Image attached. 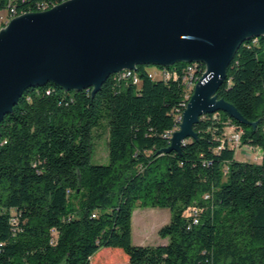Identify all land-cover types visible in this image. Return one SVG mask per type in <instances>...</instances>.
<instances>
[{"label":"trees","instance_id":"obj_1","mask_svg":"<svg viewBox=\"0 0 264 264\" xmlns=\"http://www.w3.org/2000/svg\"><path fill=\"white\" fill-rule=\"evenodd\" d=\"M64 1L0 0V15ZM189 66H139V84L114 74L97 94L52 82L25 91L0 126V264H115L98 257L104 248L125 264H264V36L244 42L218 92L249 124L205 115L196 139L165 153L192 96ZM150 68L177 78L152 79ZM104 123L110 163L94 165ZM246 147L260 161L240 160ZM136 208L170 210L167 244H134Z\"/></svg>","mask_w":264,"mask_h":264},{"label":"water","instance_id":"obj_2","mask_svg":"<svg viewBox=\"0 0 264 264\" xmlns=\"http://www.w3.org/2000/svg\"><path fill=\"white\" fill-rule=\"evenodd\" d=\"M261 36L264 0H68L18 16L0 32V126L37 85L97 94L110 76L139 66L203 64L164 150L180 152L198 137L194 126L205 115L225 112L249 124L218 92L240 47Z\"/></svg>","mask_w":264,"mask_h":264},{"label":"rangeland","instance_id":"obj_3","mask_svg":"<svg viewBox=\"0 0 264 264\" xmlns=\"http://www.w3.org/2000/svg\"><path fill=\"white\" fill-rule=\"evenodd\" d=\"M95 134L97 138H95V153L92 159V164L108 165L110 163V157H109V143H108L109 132H108L107 124L104 123V126L101 129L97 130ZM231 136L232 133L229 134V138ZM232 145L234 146L235 144ZM237 155L238 158L243 161L244 160H249L254 162L260 161V158L258 160L256 159L257 156L259 157V155H257L256 152L255 153L249 152L247 149L245 150L238 149ZM170 220H171V212L169 209L136 208L133 214L134 244L137 246L139 245L157 246V245L167 244L169 240L161 238L159 235V231L161 228L169 224ZM116 251H118V253H115ZM103 256L106 259L105 261H107L108 257L113 258L115 264L118 261L121 262V264H125L126 259H128L127 255L122 250L119 249L115 250L112 248H104L100 250L98 252V257L101 258ZM102 264H104V262ZM127 264H129V262H127Z\"/></svg>","mask_w":264,"mask_h":264},{"label":"built area","instance_id":"obj_4","mask_svg":"<svg viewBox=\"0 0 264 264\" xmlns=\"http://www.w3.org/2000/svg\"><path fill=\"white\" fill-rule=\"evenodd\" d=\"M13 14H15V13L14 12H12L11 14L2 13L0 15V32H1V26L9 25L10 19H12ZM136 72H137V70H125V71H122V72H120L118 74L121 75L122 78H132L135 84H139V79L135 75ZM149 72H150V77L152 79H169V78L172 77V75H174L177 78V72L170 73L167 70V68H165V69L150 68ZM205 73H206V69H205V71L202 73V75L200 77H197V73H195L194 66H189L186 69L185 76H184V84L187 86L188 90L190 91L189 92V94H190L189 96H191V94H193L196 85L198 84V82L200 81V79L203 77V75ZM240 139H241V136L239 134H236V135L232 136L231 141L237 147H240L241 146L240 145ZM244 149H247L249 152H254V153L256 152L257 155H259V156L261 155V151L255 150L252 147H246ZM256 158L259 159L258 156Z\"/></svg>","mask_w":264,"mask_h":264},{"label":"bare ground","instance_id":"obj_5","mask_svg":"<svg viewBox=\"0 0 264 264\" xmlns=\"http://www.w3.org/2000/svg\"><path fill=\"white\" fill-rule=\"evenodd\" d=\"M66 1H68V0H65L64 2H66ZM63 2V3H64ZM62 4V3H61ZM60 5V4H59ZM58 6V5H57ZM16 17H18V16H15V17H12V19H10V22L14 19V18H16ZM7 27L8 25H3V27L1 26V30L3 29V28H5V27ZM190 64H192V65H194V66H197V65H201V64H198V63H190ZM203 65V64H202ZM193 95V94H192ZM192 97V96H191ZM191 97H190V99H191ZM153 220V219H152ZM159 220V219H158ZM155 221V220H154ZM150 224V223H149ZM151 225V224H150ZM150 227V226H149Z\"/></svg>","mask_w":264,"mask_h":264},{"label":"crops","instance_id":"obj_6","mask_svg":"<svg viewBox=\"0 0 264 264\" xmlns=\"http://www.w3.org/2000/svg\"><path fill=\"white\" fill-rule=\"evenodd\" d=\"M229 132L232 133V130H230Z\"/></svg>","mask_w":264,"mask_h":264}]
</instances>
